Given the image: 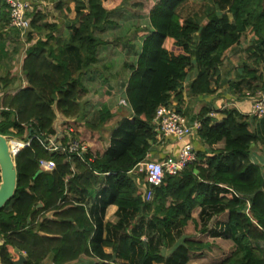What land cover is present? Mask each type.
<instances>
[{
  "label": "trees",
  "instance_id": "1",
  "mask_svg": "<svg viewBox=\"0 0 264 264\" xmlns=\"http://www.w3.org/2000/svg\"><path fill=\"white\" fill-rule=\"evenodd\" d=\"M124 1L59 0L55 8L62 24L48 23L36 4L26 13L31 29L26 41L32 42L21 64L26 84L1 100L0 133L8 137L14 154L17 187L0 210V264L17 260L16 250L25 254L23 264L48 258L52 264L82 259L94 264H189L193 255L209 248L201 236L213 233L215 226L233 243L217 264H264V167L251 159L253 144L264 143L253 128L258 117L231 107L215 123L203 107L197 135L204 148H195L193 161L153 186L151 200L145 199V173L136 168L156 143L152 120L157 108L175 101L180 110L185 83L193 97L216 93L225 55L246 36L252 45L231 89L245 88L253 96L261 87L264 0H205L211 10L203 23L178 13L187 0L156 1L148 12L150 28L137 31L141 46L122 92L131 118L116 122L102 153L86 148L69 155L48 148L57 115H80L88 92L82 75L98 63L105 43L99 34ZM9 21V6L0 0V64L18 53V46L10 52L7 48L17 41L11 38ZM42 31H48L45 37ZM2 79L6 85L13 82ZM113 116L103 105L97 122L88 125L98 130ZM66 140L60 138L62 144ZM41 159L52 161L54 168H40ZM111 205L116 210L106 219ZM221 214L226 215L222 223ZM144 218L162 234L168 255L149 240L145 245L134 230L135 220ZM189 221L197 224L198 234L175 237L174 229Z\"/></svg>",
  "mask_w": 264,
  "mask_h": 264
},
{
  "label": "rangeland",
  "instance_id": "2",
  "mask_svg": "<svg viewBox=\"0 0 264 264\" xmlns=\"http://www.w3.org/2000/svg\"><path fill=\"white\" fill-rule=\"evenodd\" d=\"M32 5L36 4V10L42 12L47 16L48 23L56 20L62 24L60 18V11L55 9V4L59 0H30ZM65 1V0H64ZM158 0H125L123 4L116 9L109 18V25L105 32L100 33V37L107 45L100 46L98 52V63L94 64L89 73L82 75V80L88 89L87 95L81 101V113L77 117L80 125H75V128L69 126L68 123L59 122L56 120V128L61 124V130L64 127H71L75 132L67 130L63 133L61 130L62 138L78 140L80 144L87 147L93 153H102L105 150V144L109 140L111 129L115 126L116 122L123 117H131V109L129 106L122 105L120 99L122 97L123 86L128 76V66L135 63L137 54L141 46V38L137 35L139 30L149 29L148 12L154 3ZM211 10V4L205 0H187L178 7V13L185 18L195 20L203 23L207 13ZM13 37L17 38L14 44L9 43L7 46L8 51H12L13 47L18 46V53L10 61H3L0 64V113L2 108L1 100L5 93H11L18 89L20 86L25 85L24 75L21 71L22 60L25 55V49L32 42L26 41V34L30 28L26 30L15 29L9 25ZM18 31L17 34L14 33ZM48 31H42L40 35L45 37ZM68 34V30H64L61 35ZM250 38H242V47L239 46L234 49L240 50L241 58L243 60L246 53V48L250 45ZM232 51L231 53H233ZM228 53L227 55L231 54ZM225 55V57L227 56ZM239 56V57H240ZM241 63V62H240ZM239 63V64H240ZM78 74V73H77ZM6 78L13 82H8L6 85L2 80ZM105 105L114 113V116L107 121L98 131H93L88 124H95L98 120V112ZM196 110L202 106V102H197ZM84 106V108H83ZM258 123L260 120H256ZM253 123V128L255 127ZM63 123V124H62ZM81 130H78V128ZM77 131H76V130ZM257 132L264 134V128L261 124L257 125ZM59 130V129H58ZM77 132V133H76ZM60 134V135H61ZM67 140L66 143L67 144ZM199 140V138H198ZM88 143V145L86 144ZM63 144V145H65ZM252 149L257 154L264 156V143L261 141L253 144ZM86 150V149H85ZM48 216V215H47ZM197 220V219H196ZM225 220V215L218 218V222ZM134 230L141 235V239L146 242L151 241L153 246L162 250L165 255L169 254V249L166 248V242L162 238V234L151 227L149 220L139 219L134 222ZM195 222L189 221L184 228L174 229L175 237L196 235L198 234V227ZM214 228V227H213ZM215 230L211 234L201 236V239L209 243V248L202 252H198L191 257L189 264H217L223 258L230 254L233 249V243L227 239V233L221 226H215ZM219 235V236H218ZM155 244V245H154ZM50 259L44 260L41 264H51ZM73 264H94L89 259H82L81 261Z\"/></svg>",
  "mask_w": 264,
  "mask_h": 264
},
{
  "label": "built area",
  "instance_id": "3",
  "mask_svg": "<svg viewBox=\"0 0 264 264\" xmlns=\"http://www.w3.org/2000/svg\"><path fill=\"white\" fill-rule=\"evenodd\" d=\"M9 6V25L14 28L26 30L29 28L30 19L26 17L28 10H31L30 0H2ZM122 105L128 106L126 99H121ZM251 115L258 118L264 116V75L261 87L258 88L251 99ZM200 123H188L178 110L172 105L160 106L157 108L152 120V128L155 133L156 144L163 143L167 138H173L181 143L176 155H165L162 158L147 157L145 162L138 163L136 168L145 173V182L149 189L145 191V199L151 200L152 187L158 186L166 174L173 175L181 171L195 159L196 149L191 142V137L198 133ZM48 148L60 150L69 155L82 154L86 147L78 140L68 139L63 145L56 136L47 139ZM39 166L42 169L51 171L54 163L50 160L41 159Z\"/></svg>",
  "mask_w": 264,
  "mask_h": 264
},
{
  "label": "crops",
  "instance_id": "4",
  "mask_svg": "<svg viewBox=\"0 0 264 264\" xmlns=\"http://www.w3.org/2000/svg\"><path fill=\"white\" fill-rule=\"evenodd\" d=\"M56 10L59 11V9H56ZM73 17H74V13H70L69 18H73ZM109 23L106 25L105 29H107V26L109 25ZM104 32H105V30H104ZM250 42H251V40H250ZM104 45H107L106 42L104 43ZM251 45H252V42L250 43L249 46H251ZM102 47H103V45H102ZM241 47H242V44L239 46V49ZM240 55H241L240 50H235L233 53L227 55L224 58L223 65L221 67L222 82L220 83L216 93H214L212 95L193 97V96H190L188 93L187 83L184 84L183 103H182V105H180V110H178L176 108V102L175 101H173L171 105L174 106L178 110V112L181 113L182 116H184V118L188 121V123H190V124L200 123V121L197 119V116H198L199 111L203 107H207L210 110V116L213 118L215 123H219L223 119L224 115L222 113V110H225V109H228L231 107H236L242 113L252 116L251 115V99H252V96L250 95V93L247 91L245 92V88H243V90L241 92L237 91V90L233 91L231 89V83L230 82L233 81L235 71H236L237 67L239 66V63L242 62V58ZM130 71L131 70L129 68L128 69V75H129ZM124 88H125V84L123 86V90H124ZM197 102H202V106L199 108L198 111L195 109L196 106H198ZM83 108H84V106H83ZM81 109H82V107H81ZM56 120H59V122L68 123V124H70L69 126H71L72 128L73 127L75 128V125L76 126L80 125V123H78L77 119H65L62 116H60L59 114L57 115ZM257 120H260V122L258 123L256 121V124H255L256 129H257L258 124H261L262 127L264 128V117L262 116L261 118H258ZM54 127H56V121L54 123ZM71 127L66 126V128L64 127L63 131L65 132L67 130V132L68 131L75 132ZM55 130H56L55 136L58 137L60 140V138L62 137L61 124ZM78 130H81V128L79 127ZM98 130H100V129H98ZM98 130H93V131H98ZM259 136H260V140H264V134L260 133ZM109 137H110V135H109ZM191 142L194 144L195 148H201V149L204 148V146H202L200 144L197 134L196 135L194 134V136L191 137ZM86 144L88 145V143H86ZM180 146H181L180 142L175 141L173 138H167L163 143H160V144L155 143L153 146L152 152H150V154H148L147 157L162 158L165 155H176L177 152L179 151ZM251 159L253 162L264 167V156L262 154H258V153L256 154L253 149H251ZM87 207H88V205H87ZM115 210H116V206H114V205L109 206L108 209L106 210V217L105 218L107 219L109 216H111L115 212ZM47 215L51 216V213H48ZM224 215L225 214H221L220 216H218V218H220L221 216H224ZM225 220H226V215H225ZM225 220L220 221V223L225 222ZM0 242L2 243L1 240H0ZM261 246H264V242H261ZM22 254L25 255L24 253H22Z\"/></svg>",
  "mask_w": 264,
  "mask_h": 264
},
{
  "label": "water",
  "instance_id": "5",
  "mask_svg": "<svg viewBox=\"0 0 264 264\" xmlns=\"http://www.w3.org/2000/svg\"><path fill=\"white\" fill-rule=\"evenodd\" d=\"M17 187V168L14 162V154L10 148L6 135L0 133V210L11 200ZM40 206V204H38ZM0 244H2L0 242ZM18 253V259L12 264H23L26 261L25 255Z\"/></svg>",
  "mask_w": 264,
  "mask_h": 264
}]
</instances>
